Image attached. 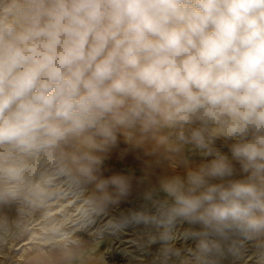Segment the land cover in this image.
<instances>
[{"label": "clouds", "instance_id": "clouds-1", "mask_svg": "<svg viewBox=\"0 0 264 264\" xmlns=\"http://www.w3.org/2000/svg\"><path fill=\"white\" fill-rule=\"evenodd\" d=\"M121 138L204 155L156 209L200 226L203 264L264 234V0H0V205L46 207L58 177L124 192L96 175Z\"/></svg>", "mask_w": 264, "mask_h": 264}, {"label": "rangeland", "instance_id": "rangeland-1", "mask_svg": "<svg viewBox=\"0 0 264 264\" xmlns=\"http://www.w3.org/2000/svg\"><path fill=\"white\" fill-rule=\"evenodd\" d=\"M183 134L187 137L189 130L185 129ZM175 136L174 132L173 139ZM148 142L152 146L147 149L146 156L127 150L119 160L117 153L121 150L117 146L109 153L101 154L96 175L101 179L123 177L127 183L124 192L92 181L83 186L78 199H72L61 194L63 189L57 180L53 188L56 195L46 207L34 209L25 201L0 205V264H203L200 244L204 237L198 235L200 226L180 218L162 224L156 218V209L164 198L160 189L162 179L184 176L188 168L197 166L205 157L191 142H183L179 152L158 145L154 140ZM216 147L225 153L228 151L220 141L216 142ZM102 166L119 170H105ZM236 168L239 178V165ZM135 172L138 174H130ZM148 193H151V199L146 198ZM81 200L85 201V207L76 210ZM53 208H57L56 212L40 217L44 209ZM94 208L99 211L93 212ZM86 210L90 215L86 221L78 222L76 215ZM136 217L146 219L137 220ZM19 218V230L1 231ZM50 222L53 224L45 229ZM56 224L60 227L53 231ZM63 232L65 234L61 236ZM244 239L236 237L233 244L220 243L219 255H213L210 264H264V234L252 237L248 249L243 248ZM158 247H161L160 253ZM251 249L260 253L242 263L243 256Z\"/></svg>", "mask_w": 264, "mask_h": 264}, {"label": "bare ground", "instance_id": "bare-ground-1", "mask_svg": "<svg viewBox=\"0 0 264 264\" xmlns=\"http://www.w3.org/2000/svg\"><path fill=\"white\" fill-rule=\"evenodd\" d=\"M117 147H119L120 148V150H121V152H119V153H117L118 154V159L120 160V159H122L123 158V152H125V151H127V150H130V151H133V152H138L140 155H142V156H146V152L148 153V148H146L147 146H145V145H139V146H137V145H135V144H131V143H127V142H125L124 140H121V142L117 145ZM157 156V155H156ZM153 158V157H152ZM128 164V163H127ZM103 168H105V170L106 169H116V170H119L118 168H116V167H112V166H102ZM124 171V170H123ZM124 172H127V171H124ZM131 175H137L138 173L137 172H135V173H130ZM57 180H59V182H58V184L59 185H61V187H62V189H63V192H61V194L63 193V194H65L66 196H71V198L72 199H75V198H79L80 196H81V193H82V191H78V192H73V191H70L69 189H68V187H67V185L64 183V180H65V178L64 177H58V178H56L55 179V181H57ZM91 186H92V184H91ZM62 194V195H63ZM137 196V198L139 197V198H141V196H139V194H136ZM83 197V196H82ZM61 198V197H60ZM142 199H144V197L142 198ZM85 201L84 200H81L79 203H78V206H77V208H76V210L77 209H79V207L80 206H82V207H85ZM59 205V204H58ZM34 209H37V208H35V207H33ZM55 210H57V208H53V209H44V214H43V216H40L41 218L42 217H44V215H46V216H50L51 214H52V212H56ZM90 210V209H89ZM32 211H33V209H32ZM88 210H86V211H79V213L76 215L77 216V220H78V222L79 221H81V222H84V221H86V218H88V217H85L84 216V213L85 212H87ZM125 211V210H124ZM127 211H129L128 210V208H127ZM94 212V211H93ZM129 212H132V211H129ZM128 213V212H127ZM89 215H90V213H88ZM95 214H97V213H95ZM88 215V216H89ZM20 218L19 219H17L16 221H13V222H11L10 224H8V225H6V226H4L2 229H1V231L2 232H11L12 230H15V231H17V230H19L20 229V227H21V225H20ZM60 222V221H59ZM62 222V221H61ZM53 223L52 222H50V223H48L47 225H46V228L45 229H47L50 225H52ZM90 225V224H89ZM178 225H180V223L178 224ZM178 227V226H177ZM51 228H52V226H51ZM188 227L187 228H185V230H186V232H188ZM183 231V230H182ZM3 234V233H2ZM16 234V233H15ZM65 234V232H63L62 234H61V236L62 235H64ZM67 234V233H66ZM169 235V234H168ZM180 235V234H179ZM178 235V236H179ZM182 235V234H181ZM184 236H186V235H184ZM174 237H176V238H178L177 236H174ZM176 238H174L175 240H177ZM252 238V237H251ZM251 238H245L244 240V249H248V248H250V246L248 245V243L251 241L250 239ZM152 239V238H151ZM167 239V238H166ZM173 239V238H172ZM174 239H173V241H174ZM234 239H236V238H233V240L232 241H229L228 243L229 244H233L234 243ZM248 239V241H246ZM1 240H4V237H2L1 238ZM150 240V239H149ZM151 242H152V240H151ZM170 242V241H169ZM243 242V241H242ZM148 244H150V243H148ZM150 246V245H149ZM164 249V248H163ZM160 250H161V247H158V249H157V251H159V253H160ZM162 251V250H161ZM158 253V252H157ZM162 253V252H161ZM260 253V251L259 250H257V249H255V250H253V249H251V250H247V253H245V255L243 256V258H242V263H244V262H246V261H248L249 262V260L250 259H252L253 258V256H257V254H259ZM215 255H219V254H215ZM158 256V255H157ZM184 259H180V262H184L183 261ZM171 264H174V263H171Z\"/></svg>", "mask_w": 264, "mask_h": 264}, {"label": "crops", "instance_id": "crops-1", "mask_svg": "<svg viewBox=\"0 0 264 264\" xmlns=\"http://www.w3.org/2000/svg\"><path fill=\"white\" fill-rule=\"evenodd\" d=\"M149 141H152V140H149ZM146 144H148L146 148H149L150 146H152V143H150L148 141H146Z\"/></svg>", "mask_w": 264, "mask_h": 264}]
</instances>
